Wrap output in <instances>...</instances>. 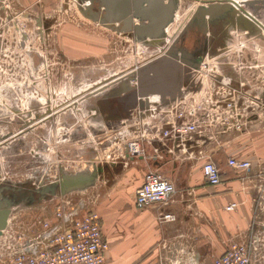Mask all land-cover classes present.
<instances>
[{"label": "rangeland", "instance_id": "374dc122", "mask_svg": "<svg viewBox=\"0 0 264 264\" xmlns=\"http://www.w3.org/2000/svg\"><path fill=\"white\" fill-rule=\"evenodd\" d=\"M48 1L51 2L50 5L42 7L40 11L48 8L47 13L53 16L51 21H43L41 14L24 11L19 23L14 20L4 28L3 47L0 49V164L4 180H0V185L15 184L17 187L28 185L29 187L25 186V190H28L40 184L53 182L60 176L63 168L67 170H63L64 172H75L91 170L93 164H107L109 167L103 169L102 173L107 176L115 175L116 172V178L112 176L111 180H107L106 187L122 182L123 193H128L137 183L142 171L130 167L123 174L122 171L117 172L123 167V159L120 156L116 159L115 155L119 154V150L122 151L125 141L131 139L132 130L140 120L138 117L133 118V110H131L133 108L126 116L110 119L108 113L115 112L118 106L112 102L108 110L110 112H102L100 97L108 89L116 87L119 84L118 81L116 82L118 79L131 86V82L136 81L140 68L159 56L168 44L162 49L164 38L162 45L148 46L142 40H135L126 32L116 31L108 24L99 22L98 19H89L78 8L79 0ZM179 1L169 26L165 29L169 36L166 37L167 42H170L172 31L181 29L197 5L212 0H200L199 3H195V0ZM88 4L86 2L81 7ZM240 6L264 25V3L256 7L251 0H244ZM237 12H240V8ZM37 22H40L38 35L32 32L36 29ZM228 22L224 18L213 24L211 28L213 41L208 43L217 46L219 36L222 34L225 40L220 49L222 53L205 55L201 62L202 67L200 66L198 70L197 67L190 68L184 84L173 97L162 99L159 94L149 92L151 98L158 101L150 102L151 109L141 114V118L144 120L151 118L152 121H156L158 118L176 117V115L178 117L179 109L188 111L201 102L202 105L211 107L208 97L222 99L228 96V86L235 93L232 101L240 98L239 87L228 84L230 76L225 73L226 69L222 67L224 65L219 66L217 63L221 58L233 59L238 54L247 57L246 62L249 64L245 74L248 77V99L243 100L250 106L248 111L245 104L242 105V109H235L232 108L234 107L232 102L231 107L227 108L232 109L227 114H231L236 120L232 125L228 124L227 131H235L238 134L240 132L245 138H247L245 135L257 133L258 128L248 129L242 124L246 120L244 116L253 109L257 113L256 122L261 120L258 114L262 113L264 107L261 106L264 97V29L259 28V33H250ZM21 24L28 32V35L24 36V44L22 41H17L20 38L18 31ZM22 46L28 47L29 50L24 51ZM33 49L35 51L31 52ZM235 69L234 73L240 71L238 66H235ZM122 73L124 76L120 77ZM113 82L115 86L104 89L102 94H94ZM131 89L133 88H129V91ZM141 104H148V100L141 101ZM105 105L106 103L103 102L104 108ZM33 110H43L44 113L36 116L37 118L32 114L27 121H30V126L35 125V122L39 123L30 132H20L22 120L28 117L20 115ZM51 115L52 118L48 120ZM206 115L215 118V111L210 114L205 113ZM221 126V122L217 120L211 125L212 133L209 135L224 132L221 131ZM5 133L8 135L5 136ZM185 153L187 155L188 151ZM106 154L114 156L115 166L112 167L109 162H102ZM203 154L206 157V154ZM208 158L211 159L209 156ZM262 158L264 155H254L253 160L257 164L255 167L262 163ZM190 160L202 162L203 158H198V153L195 152ZM116 168L119 169L113 171ZM235 170L236 173L237 170L239 171L238 176L249 171ZM259 174L261 180L257 179L256 183H261L258 187L260 189L257 193H253L254 204L258 207L249 214L246 223L236 224L231 230L228 229L226 237L227 241H245L249 245L250 264H264V167ZM221 181L222 179L220 183ZM205 183L208 184L206 181ZM102 187V181L97 179L91 186L72 193L73 196L80 195L79 193H83V197L89 195L87 200L89 208L97 210V204L93 207V201L97 189L102 191ZM86 189L88 192H85ZM255 189L257 190V187ZM38 204L34 203V205ZM40 204L50 207L49 202ZM241 216L242 219L248 217L245 214ZM179 239L181 236L170 239L168 263L196 264L195 261L188 260L190 250L193 248L192 244L189 245L191 239L188 238V241L182 242L183 245H178L175 242ZM218 239L220 240V237ZM221 239L223 240V237ZM226 250L225 245L220 254L208 253L210 264L214 257L223 254Z\"/></svg>", "mask_w": 264, "mask_h": 264}, {"label": "crops", "instance_id": "0c3cea01", "mask_svg": "<svg viewBox=\"0 0 264 264\" xmlns=\"http://www.w3.org/2000/svg\"><path fill=\"white\" fill-rule=\"evenodd\" d=\"M48 2V0H11V6L23 13L25 11L41 14L42 20L46 22L51 21L53 16L47 13L48 8L40 10L50 5L51 2ZM165 2L166 0L163 3ZM254 4L256 7L263 5L259 2ZM56 5L59 6V3L56 2ZM224 14L221 13L216 18V22L223 19ZM86 17L94 20L88 13ZM258 115L261 117L259 122L243 121L244 128L259 129L257 133L246 132L250 133L244 134L247 138L240 132L238 134L227 130L212 136L195 134L192 142L197 144L198 151L209 156L220 168L222 181L218 186L205 183L200 170L201 161L190 160L194 151L191 154L188 152L187 155L185 153L187 151L179 150L170 155L165 153L162 160H156L157 164L139 160L132 162L130 166H123L117 172L122 171L123 174L130 167L142 171L137 183L128 193H123L122 182L106 187L105 182L111 180L112 176L116 178V172L115 175L100 176L98 179L102 181L103 187L102 191L97 189L93 207L97 204L96 211L101 217L102 233L109 244L105 254V264H169L167 257H169L170 239H176L177 236H181V239L175 242L178 245H183L182 242L188 241V238L191 239L189 245L192 244L193 248L190 253L188 252L190 255L188 260L191 259L196 264H210L211 259L208 256L210 252L222 253L225 245L227 246L228 229L231 230L236 224L246 223L249 214L258 207L254 204L253 193L259 191L258 187L261 183H256L255 174L262 171L264 158L257 167L253 158L256 154L264 155V107L262 113ZM228 157L249 160L251 168L248 173L238 176L239 171L237 170L236 173L235 169L227 165ZM147 169H158L170 178L175 185L176 193L166 203H155L138 210L134 206V191L142 182L143 173ZM85 192H88L87 189ZM7 197L10 198L8 195ZM88 197L89 195L87 200ZM231 202H236L239 206L230 211L225 210V206ZM34 203L39 204L34 205ZM40 203L42 202H29L27 199L19 202L21 205H34L38 209L40 206H45ZM160 213H171L174 215V220L160 221L158 219ZM243 214L248 215L247 219H242Z\"/></svg>", "mask_w": 264, "mask_h": 264}, {"label": "built area", "instance_id": "2783aa9c", "mask_svg": "<svg viewBox=\"0 0 264 264\" xmlns=\"http://www.w3.org/2000/svg\"><path fill=\"white\" fill-rule=\"evenodd\" d=\"M199 1L194 2L199 3ZM239 1L241 0L236 2L241 5L242 1L241 3ZM85 2L88 3V1ZM231 4L239 11L241 6H237L234 2ZM11 5L10 0H0V49L3 47L4 28L11 21L15 20L19 23L24 14ZM78 5H83V2L79 1ZM39 26L40 22H37L36 29L32 30L36 35H38ZM18 33L20 38L17 41H22L24 44V36L28 35V32L22 24ZM166 39L165 37L162 49L170 43ZM22 47L24 51L29 50L26 46ZM33 51L35 50H31ZM119 76H124V73ZM130 85L135 88L137 83L132 81ZM227 97L212 99L209 96L211 107L204 106L201 102L188 111L179 109L178 117L176 115V117H164L152 121L151 118L144 120L140 117L151 109L150 102L158 101V99L154 101L148 94L142 98L148 100L147 108L139 109L136 106L132 109L133 118L138 117L140 122L135 121L137 125L132 130L133 135L131 139L125 141L123 147L127 149L129 155L141 156L144 162L160 161L165 153L170 155L177 150L188 151L190 154L193 151L197 152L198 158H203L200 165L203 179L209 185L216 186L221 179L219 167L208 156L205 157L198 151L197 144L192 141L196 133H212L211 125L217 120L222 124L221 131H226L229 128L228 124L232 125L235 122L236 119L227 113L232 108L242 109L243 104L236 105ZM232 102L234 107L227 109L231 107ZM244 104L246 106V102ZM213 111H215V118L205 116V113L210 114ZM247 117V115L244 116V119ZM213 120L216 121L211 122ZM118 156L122 159L123 151L119 150L115 158L117 159ZM115 158L106 154L104 161H101L116 162ZM226 163L235 169L249 170L251 168V162L247 159L228 157ZM1 170L0 164V180H4ZM255 176L261 180L259 173ZM175 192V185L170 178L158 169H147L143 173L142 182L135 188L134 206L141 210L155 203H166L172 199ZM73 194L70 192L64 195H53L49 199L40 201L43 204L49 202L50 207L40 206L39 209L31 204L22 207L19 203L13 204L6 224L0 230V264H105V254L109 244L102 233L101 217L95 209L89 208L87 196L83 197V193L77 196ZM236 206V202H231L225 206V210H233ZM158 219L160 221L174 220V215L160 213ZM250 262L249 245L245 241L230 240L227 243V250L214 257L212 264H250Z\"/></svg>", "mask_w": 264, "mask_h": 264}, {"label": "water", "instance_id": "95a60500", "mask_svg": "<svg viewBox=\"0 0 264 264\" xmlns=\"http://www.w3.org/2000/svg\"><path fill=\"white\" fill-rule=\"evenodd\" d=\"M163 2L164 0H88V5L85 7L79 5L78 8L84 15L88 13L93 19L108 24L116 31L126 32L129 37L135 40H142L148 46H159L162 45L165 37H169L165 29L169 26L174 10L179 3L178 0ZM231 2L240 6L234 0H213L197 5L187 21L181 26V29L172 31L170 43L166 49L140 68V72L137 73L135 88L129 91L130 86L118 79L116 82L118 81L119 84L116 87L108 89L109 86H115L113 82L94 93L102 94L104 89H108L100 97L99 104L106 103L103 109L108 111L112 102L116 106L121 104L129 109L136 106L139 109L147 108L148 104L143 105L141 101L145 100L142 98L149 92L159 94L162 99L173 97L180 86L184 84L190 68H196L187 59L180 56L179 52L181 51L178 47L179 35L193 25L205 31L209 24L216 23V18L221 13H225V20L237 28L247 30L250 33H259V28L264 29V25L260 21H256L246 9L240 7V12H237ZM251 2L264 3V0H251ZM145 20L147 21L145 22ZM124 154L129 161L142 160L141 156L129 155L126 148H124ZM147 162L157 164L156 160H147ZM111 164L112 167L115 166V162H111ZM107 167H109L107 164H93L91 170L86 169L75 172H64L59 167L61 174L53 182L40 184L28 190L13 186V184H1L0 230L4 228L10 207L13 204L26 199L29 202H39L56 194L64 195L75 190H83L94 184L100 176L105 174L102 172ZM118 169H113V171Z\"/></svg>", "mask_w": 264, "mask_h": 264}, {"label": "flooded vegetation", "instance_id": "af4514ba", "mask_svg": "<svg viewBox=\"0 0 264 264\" xmlns=\"http://www.w3.org/2000/svg\"><path fill=\"white\" fill-rule=\"evenodd\" d=\"M214 26L217 27V25H214ZM212 27H213V24H209V26L207 27V30L204 31L203 29L198 28L196 25H193L187 31H184L181 35H179L178 47H179V50L181 51V52H179L180 56L181 57L183 56V58L187 59L189 61V63L196 66L197 70L200 68L202 59L204 58L205 55L206 56L211 55V54L212 55H216V54L219 55L222 53L220 51V49L222 48L223 42L225 41L222 34H221V36H219V40L217 41L219 46L218 45L216 46V44H215V46L208 45L209 42L213 41V39H212L213 34L211 31ZM217 35H219V34H217ZM236 57L238 59H236ZM219 58H221V56H219ZM246 59H247V57L239 56L238 54H236L235 57H233V59H231V57H229V58L226 57V60L221 58V61L217 62L219 66L224 65L222 67H224L226 69L225 73L230 76L228 78V80H229L228 84L231 86H238L240 89V92H241L240 98L241 99L238 98V99L234 100L236 105H238L239 103L242 105V104H244L243 99H246V100L248 99V77H246L245 74L247 71L246 69L249 67V64L246 62ZM261 64H263V63H261ZM235 66H238V68H239L238 71L240 70L239 71L240 73L238 72L239 76H237L238 75L237 72H236L237 74L234 73L235 72L234 70H236ZM215 82L216 81H214V83ZM215 85H216V83H215ZM228 89H229V91L227 93L228 94L227 98H229L230 100H233L235 93L233 92V90L231 88H229V86H228ZM243 93H244V95H243ZM261 102H262L261 106L263 107L264 97H263ZM249 106L250 105L246 103L245 108L247 111H248ZM103 107L104 106L102 104V112L107 111L106 109L104 110ZM257 107H259L258 104H257ZM129 110L130 109L127 106H123V105L119 104L118 109L115 112L108 113V116L110 117V119H115V118L118 119V118H120L119 114L128 115ZM42 113H44L43 110H39V111L33 110V111H26L25 113L20 115V116H28L27 119L22 120L23 123L20 124V129H21L20 132H25V131L30 132L31 130H33L34 126L36 124H38L39 122H35V125L30 126L29 125L30 121H27V120L30 119L32 114H34L35 118H37L36 116H38V115L41 116ZM111 113H112V115H111ZM247 116L248 117L246 118V120L248 122L257 120V113L254 109ZM18 117H19V115H18ZM51 118H52V115H51V117H49L47 119L50 120ZM6 135H8V133H5V136ZM63 170H65V169L63 168ZM65 171H67V170H65ZM55 177H56V175H55ZM32 185L35 186L34 184H32ZM13 186H16V185L13 184ZM18 186H20V185H18ZM25 186L29 187L28 185H25ZM25 186H20V187H22V189H25Z\"/></svg>", "mask_w": 264, "mask_h": 264}, {"label": "bare ground", "instance_id": "6f19581e", "mask_svg": "<svg viewBox=\"0 0 264 264\" xmlns=\"http://www.w3.org/2000/svg\"><path fill=\"white\" fill-rule=\"evenodd\" d=\"M235 1V0H234ZM237 1V0H236ZM242 1H244V0H242ZM80 2H83V4H85L86 2H84V1H80ZM240 3H241V1H239ZM125 147H126V145H125ZM122 151H123V155H124V148L122 149ZM134 162H136V161H134ZM133 162V163H134ZM130 165H132V161H129V159L126 157L124 160H123V166H130ZM10 208H12V207H10Z\"/></svg>", "mask_w": 264, "mask_h": 264}]
</instances>
